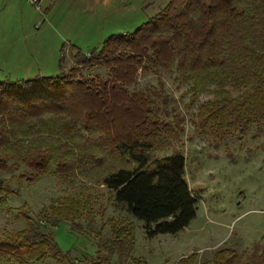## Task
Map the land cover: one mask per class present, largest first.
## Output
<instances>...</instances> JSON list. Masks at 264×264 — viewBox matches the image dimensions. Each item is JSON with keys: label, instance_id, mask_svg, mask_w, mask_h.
I'll return each instance as SVG.
<instances>
[{"label": "trees", "instance_id": "trees-1", "mask_svg": "<svg viewBox=\"0 0 264 264\" xmlns=\"http://www.w3.org/2000/svg\"><path fill=\"white\" fill-rule=\"evenodd\" d=\"M73 48L74 66L68 72L0 80V171L24 165L28 172L20 177L32 182L45 175L88 174L108 163L102 185L115 204L143 222L147 237L179 232L196 215L185 157L154 154L167 146L172 130L158 121L149 97L129 94L123 86L133 83L138 70L176 71L177 79L190 84L193 101L202 94L214 98L197 107L211 135L243 134L251 125L264 128V0H169L133 32L110 35L99 49L84 54ZM95 67L107 69L108 76L83 75ZM8 187L9 181L0 179L2 211L11 210ZM17 210L27 224L0 237V264L48 259L85 264L89 259L74 261L52 236L61 222L77 220L79 202L63 199L33 217ZM112 233L110 241L98 243L107 251L105 260L122 257L121 248L134 241L131 225ZM197 257L193 253L175 264H264V245L255 244L246 257L229 248L199 263Z\"/></svg>", "mask_w": 264, "mask_h": 264}, {"label": "rangeland", "instance_id": "rangeland-1", "mask_svg": "<svg viewBox=\"0 0 264 264\" xmlns=\"http://www.w3.org/2000/svg\"><path fill=\"white\" fill-rule=\"evenodd\" d=\"M168 2L75 0L67 12L60 2L50 13L48 2L0 0V79L27 80L68 72L74 66L73 46L84 54L99 49L108 36L133 32ZM83 75L106 78L108 71L95 67ZM189 86L177 79L176 71L162 69L138 70L133 83L123 86L129 94L149 97L158 110V121L172 130L167 146L154 154L181 152L185 157V179L196 199V215L185 228L147 237L143 222L115 204L110 190L102 185L108 163L88 174L45 175L32 182L20 177L28 172L20 165L17 170L0 171V179L9 181L12 192L7 198L11 210L0 209V237L26 227L18 208L33 217L50 204L58 206L63 199H71L79 202L80 216L72 225L61 222L52 229V236L61 252L74 261L89 256L85 264H175L193 253L199 263L220 249L246 257L255 244L264 245V128L251 125L243 134L231 130L222 138L211 135L202 127L197 107L214 98L202 94L193 101ZM122 165L133 166L129 161ZM128 225L133 227V244L121 248L122 257L114 254L105 260L107 251L98 243L110 241L113 229ZM31 264L66 263L48 259Z\"/></svg>", "mask_w": 264, "mask_h": 264}, {"label": "crops", "instance_id": "crops-1", "mask_svg": "<svg viewBox=\"0 0 264 264\" xmlns=\"http://www.w3.org/2000/svg\"><path fill=\"white\" fill-rule=\"evenodd\" d=\"M97 1V0H96ZM32 2V1H31ZM38 4L39 3H46L48 2L49 4H51V6L49 7L50 10V13L52 11V8H55V7H58L56 6L58 3L61 2V5L59 6H64L66 10H64V13L67 12V10L72 7V5L74 4L75 0H47L46 2L44 0H37ZM49 12V11H48ZM77 47V46H76ZM17 65V64H16ZM60 68V67H59ZM27 70V69H26ZM25 70V71H26ZM3 74V72H0ZM2 80V79H0Z\"/></svg>", "mask_w": 264, "mask_h": 264}, {"label": "built area", "instance_id": "built-area-1", "mask_svg": "<svg viewBox=\"0 0 264 264\" xmlns=\"http://www.w3.org/2000/svg\"><path fill=\"white\" fill-rule=\"evenodd\" d=\"M31 1L33 2V1H36V0H31Z\"/></svg>", "mask_w": 264, "mask_h": 264}]
</instances>
